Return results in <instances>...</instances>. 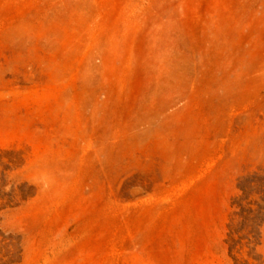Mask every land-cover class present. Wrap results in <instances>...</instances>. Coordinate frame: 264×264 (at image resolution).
<instances>
[{
  "label": "rangeland",
  "instance_id": "374dc122",
  "mask_svg": "<svg viewBox=\"0 0 264 264\" xmlns=\"http://www.w3.org/2000/svg\"><path fill=\"white\" fill-rule=\"evenodd\" d=\"M0 264H264V0H0Z\"/></svg>",
  "mask_w": 264,
  "mask_h": 264
}]
</instances>
